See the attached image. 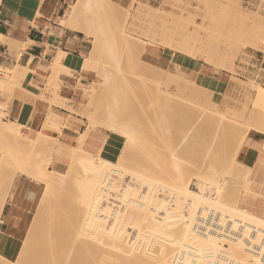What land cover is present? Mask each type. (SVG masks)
I'll list each match as a JSON object with an SVG mask.
<instances>
[{
    "label": "bare ground",
    "instance_id": "obj_1",
    "mask_svg": "<svg viewBox=\"0 0 264 264\" xmlns=\"http://www.w3.org/2000/svg\"><path fill=\"white\" fill-rule=\"evenodd\" d=\"M103 1L107 2L108 4L110 3L109 4L110 7L113 8V6H111L112 5L111 1L109 2L108 0H103ZM89 4H90V9L92 7L91 5H93V7L96 8L93 2L92 3L85 2L84 0L81 1L77 0L76 2L74 1V3H71L69 8L66 10L65 17L62 18L61 22L66 26L71 27V25L77 20V18H79V16L85 9L90 10ZM115 16L118 15H116L115 13L114 18L116 19L117 17ZM123 36H124L123 41L125 48L128 49L129 51H133V53L137 52L141 57L144 50H142L136 42L135 43L132 42L131 40L132 36L128 33H124ZM183 39L185 41L189 40L190 43L199 44L198 42L200 38L197 37L196 39L189 36ZM180 46L181 47H178L179 51H182L192 57L195 56L201 57L195 50H191L187 47L186 49H184L183 45ZM202 60L206 62L205 59ZM57 61L58 62L56 66L58 68H62L63 66H61L59 60ZM96 68H97V62L93 58V55L90 54V56H87L85 58L84 69L95 70ZM28 69H29L28 65L27 67H24L23 65H17V66L15 65L14 68H6V67L2 68L0 70V89L6 88L7 85H9L10 83L11 85H15V84L20 85L24 80V77L26 76L27 72L29 71ZM163 71H165V69ZM217 73L218 75L215 78L204 75L200 77V81H195L194 79H190L186 77L187 74L186 70L183 69L182 67H179L178 65L176 66L175 70L169 71L166 74V77L168 81L177 83L176 84L178 90L177 92L184 95V97L185 95H191L193 96V98L196 97L199 100H208V101L213 100V102H216L218 101V96H217L218 93L224 91V87L226 86L224 82L225 80L223 81L224 78L222 79V75H221L222 73L221 72H217ZM178 74H181L182 77H180ZM223 75L225 74L223 73ZM189 77L193 78V75ZM242 84L243 83L241 84L236 83L235 88H244V87L246 88V86H243ZM99 85H100L99 82H92L91 84H89L90 86L89 91L92 95L98 93L99 89L100 91H102L101 89H103L102 87H104V85H101V87H99ZM247 92L249 93L250 96H253L256 99V101L262 103V106L264 105V88L255 85L252 86L250 90H248ZM180 94H178L179 97L182 96ZM191 96L189 98H191ZM171 97L173 98V96H171L170 93H167L165 100L167 99L169 100L171 99ZM184 97L182 96L181 98L183 99ZM190 104L191 103H189V105ZM209 106L204 103L193 102L192 106L190 105L189 108L191 110V113L193 115L195 114V117L197 119L199 118L196 115V113L199 115V117L204 116L205 119L210 117L209 118L210 120L212 117V115L210 114L212 113H219L220 111H223L225 113H232V111H234L233 109L230 108H228L227 111L222 110L219 107V105H214V107L212 108H210ZM1 108H3V105H0V110ZM229 109L232 111H228ZM185 111L187 112V110ZM189 112L190 111H188L186 115H191ZM223 112L221 113L223 114ZM86 115H87L86 117H88L89 120H92L93 123L95 122L97 123L98 121L97 118L96 120L95 118L93 119L91 118L92 114L91 116L90 113H87ZM253 115L255 116V114ZM109 116L106 119L108 123H106L107 121L105 119L99 117L98 119H100V121H98V123L101 122L102 120H105L102 121V124L105 127L107 126L109 130L121 134V136H123L127 142L133 143L136 141L137 137L139 136H137L132 132L127 131V129L121 130L119 128L118 126L119 119L117 115L111 113ZM223 116H224L223 118L219 119V121L216 122L218 124L213 123L215 125L213 126L217 128L219 126L218 128L219 130L218 133H220L219 135L221 136L223 135L222 137L225 136L226 138H228L231 134L230 130L235 128L236 124H234L231 121V119L225 117L226 116L225 114H223ZM1 118L2 117H0V135H1L0 138L5 137V140L8 139L9 142L12 143L9 144L11 146L13 145L12 148L14 147L15 151H17L16 153H18L19 151L20 155L21 154L24 155V153L25 155H28L30 151H32L31 149H33L35 151L32 152L35 153L37 150V154H39L40 156L44 153L43 151L48 150L51 154L50 155L51 157H48L47 155L45 156V158H50L49 161L51 162L52 156L54 154L55 146L58 142L57 138H52L46 134L40 133L37 138L30 139L28 137L23 136L20 133V126L15 120L8 122L7 124L3 120H1ZM108 118H110V120H108ZM200 118L202 119L203 117ZM254 118L257 120L258 117L255 116ZM209 119L208 121H210ZM92 121H90V123ZM260 121L264 123L263 119L262 120L260 119ZM203 123H206V120H204L202 124ZM207 126L211 128L213 127L212 125L209 126V124L206 123L205 128ZM257 126H255V128ZM46 127L51 129L55 128L58 130L61 127V125H59V122L57 121H48ZM217 128H215V130H217ZM85 136H86V132H85ZM82 137H84V135ZM219 137H216L214 141L215 145L217 146H220L218 145V143H220L219 139H221ZM233 137H235V135ZM226 138L221 139L223 145L229 142L228 141L229 138L228 139ZM236 139L237 138L235 137L234 140L235 142L238 141ZM240 139L241 138H239V140ZM234 141L231 144L232 146L229 143V145L232 147L233 150H234L233 148ZM241 141H243V139ZM241 141L238 143V146L240 143H243ZM5 142L7 144V141ZM195 142L198 141L196 140ZM81 143H83V141L79 143L80 146L73 147V151L71 153V159L73 164H75L76 162H80L83 165L82 167H84L86 170V173L84 172L85 175L83 174L84 175L83 177L77 175V173L73 170V168L71 169L69 168L68 172L66 173L45 170L44 168L46 167V169H48V167L45 165L46 160H43L45 161L42 165L44 167L40 169H42L41 172H43L44 175H46V178L43 180L40 178L41 181L45 183L44 196L42 195L44 198H42L41 200V206L39 203L40 208H38L39 210L37 209L38 212L35 214V217H33L31 224L29 225L28 229L25 232L16 259L11 260L5 254H3L4 255L3 256L1 250L2 247H0V264H264V215L254 211L253 208H252L253 210L251 209L248 210L247 208H243V209L238 208L237 205L233 203L235 197L232 198L226 195L227 194L226 192L229 189L228 188L224 189L223 186H225V182L227 180H225L223 186L219 185L218 187H216L217 186L216 183L218 179L217 181L215 180L214 183L212 178H210V176L205 180V178L199 174L198 171L200 169L202 171V165H201L200 167L198 166L199 168L196 172L193 171L194 174L192 175V182L190 181L191 183H189L185 172V165H187V162L183 159L184 156H182V158H172L170 160L172 166H174V173L176 171L178 177L175 179L176 182L173 185L172 184L165 185L163 180L172 176L173 171L171 168L160 167L161 159H159L157 154L153 152L149 153V156L152 157L151 163H153L152 165L154 167L151 165V163L150 166H152L153 168L148 167L150 169L147 168L146 171L143 170L142 172H136V171H130L123 166L124 162L121 156H119L116 161H111L102 157L100 154L96 156L90 155L88 152H86L83 149ZM204 144L206 145L205 141ZM209 144L203 147L209 150L210 148H207ZM8 145L6 146V148L7 147L11 148V146ZM204 148L203 150H205ZM226 148H228L227 145ZM14 149L12 150L14 151ZM233 150H232V154H234ZM27 151H29V153H26ZM215 151L217 152V149ZM234 151L236 152V150ZM9 152L11 153V151ZM49 152H47L46 154H49ZM10 153L7 152V154H9V157H11ZM33 153H30L29 155ZM202 153L204 152L198 154L201 155L205 154ZM209 153L208 155L205 154L206 156H209V158L207 157V159L210 160L209 163L208 160L206 162L208 163L207 164V171L209 170L208 172L214 175H218L223 179L232 178L233 176H235V173L233 174L232 171H230L233 169H231L230 167H229L230 170L227 169L229 164L227 166L226 162L224 161L227 159H224L222 156L221 157L224 160L222 158H218L219 155L218 152H217L218 154L214 153V151H213L214 154H209ZM7 154L4 153V155ZM183 154L186 157L187 153L186 154L183 153ZM215 154H217V156ZM228 155L227 157L230 158L229 156L231 155L229 156ZM235 155H237V153H235ZM203 157H201L200 159H204ZM9 159L8 158L6 159L5 156H0V216L6 204L7 198L9 196L10 188L17 177V173H13L9 171L8 168ZM40 161L43 162L41 160V157H40ZM227 161L230 163L231 159L230 161L229 160ZM203 162L204 160L202 161V163ZM235 163L237 165L239 164L240 166L239 165L238 166L240 168L241 166L245 167L243 163L238 162L237 160ZM11 164L13 163L12 162L9 163L10 170L12 166L13 167L16 166ZM194 165L196 166V163ZM15 168H13V170ZM20 169L22 172L27 174V171L25 172V170L22 169L21 167ZM18 170L16 169V172ZM76 170H78V168ZM239 170L241 171L242 169ZM247 172L249 171L247 170ZM244 175L246 180L248 181L249 178L246 176V174ZM218 176H216V178ZM237 176L240 177L239 175ZM129 177H131L130 178L131 180L127 179ZM209 179L212 180V182L211 181L209 183L207 182L208 184L204 182V181H208ZM234 179L238 180L236 176ZM227 182L230 183L229 179ZM213 183L216 185L213 186L214 185ZM219 188L221 189L223 188L225 191L220 192L221 189L219 190ZM71 189H77V191H79L81 194L80 196L81 200L79 202L77 201L76 202L77 204L75 203L76 207H74L75 208L74 210H70L71 207L74 206L73 205L74 199H72V193H70ZM52 195L54 196L53 200L55 201L56 205L58 201L60 203L63 201L65 203V206H67V204L70 206V207L67 206V208L70 209H66L63 212L60 209L55 214L52 208L51 214L53 212L55 216L51 215V219L49 218L50 220L47 221L45 225V221L48 219V217L47 219L45 218L46 220H43V215L45 213L43 214L42 212H45V210H42V205H44L45 207L46 204L49 202L50 197H53ZM239 196L240 195L236 197L240 199L242 195L240 197ZM239 202L236 200V203L239 204ZM233 204L236 206H234ZM129 205H132V207L131 206L130 207L133 208V210L135 207H137V209L135 208L136 209L135 211L137 212L138 217L140 216L142 218L143 223L144 224L146 223L149 226V227L147 226L148 228L147 227L140 228V223H138L137 220L138 217L136 215L135 217L137 218L134 217L135 213L126 212V210H129L128 208H130ZM195 208L197 210L193 211ZM44 209H46V207ZM209 209H213L229 215L233 219L234 223L241 225V229L244 231H246L247 228L252 229L250 237L253 238L255 241L251 242L248 238H244V236L241 233H238V234H234L235 235V237H233L234 242L229 243L230 245H227V244H222L219 241V238L222 235L217 232H211L210 235L208 233L196 231L195 223H194L196 212L209 210ZM64 219L67 220L65 221ZM62 220L67 223H70L71 226L66 223L67 225L66 227L69 228L65 229V227H63L65 225L61 223ZM61 227L65 229L63 233L64 234L66 233L68 237H70L71 235V238L68 239V237L65 236L67 237L66 241L64 239H61V241L63 240L64 242L58 241L59 243H56L55 242L57 241L56 237L58 236L57 235L58 232L61 233L60 231ZM70 227L72 229L71 232L69 233ZM63 228L62 230H64ZM42 230H44V232ZM131 230H133L134 232L135 230H139L144 234L146 233V235L155 234L153 236L157 237L158 240H161L160 243L162 242L160 244L161 245L160 252L154 253L152 252L151 248L149 249L147 248V246L146 248L143 247L142 244L143 243L145 244V242H143L142 244L139 243L137 244L136 242L137 236L134 237L133 235L132 237H129V233ZM152 230H155V233ZM40 232L43 233L40 234ZM63 233L61 234L63 235ZM38 239L40 240L39 243H38ZM70 252H72V254ZM70 254L72 256H70Z\"/></svg>",
    "mask_w": 264,
    "mask_h": 264
},
{
    "label": "rangeland",
    "instance_id": "obj_2",
    "mask_svg": "<svg viewBox=\"0 0 264 264\" xmlns=\"http://www.w3.org/2000/svg\"><path fill=\"white\" fill-rule=\"evenodd\" d=\"M74 1L76 2L77 0H71L69 6L71 5V3H74ZM84 1L91 3L93 2V4H95L94 6L98 8L96 9L93 7V5H91L92 7L90 9L89 4L90 10L85 9L75 22H84L97 33L94 41L93 51L91 54L97 62L96 69L99 71L96 82H99V87H101V85H104V87H102V91H100V89L98 88L99 92L97 91L98 93L92 95L89 91V84H80V90L83 94V101L79 104V108L77 110H74V112L79 115L82 114L81 116L83 117H86V114L90 113V116L92 114L91 118H95V120L97 118L98 121H100L98 117L106 120L107 117L112 113L118 116V126L121 130L127 129V131L139 136L133 143L127 142L126 139H124V143L122 146L123 150L121 149L119 151V154L114 161H116L118 157L121 156L124 162L123 166L125 168L130 171L142 172L143 170L146 171L148 167H154L152 165L153 163H151L152 157L149 156V153L153 152L158 155L159 159H161L160 167L172 169L173 175L164 179L163 182L165 183V185H173L176 182L175 179L178 176L176 171V174L174 173V166H172L170 160L172 158H182V156H184L183 159L187 162V165H185V172L189 183L192 182V175L194 174L193 171L196 172L202 165V171L200 169L198 171L199 174L203 176L205 180L210 176L214 183L215 180L217 181L218 179V181L220 182L217 181L216 187H218L219 185L223 186L225 180L228 181L229 179L230 183L226 181L225 186L223 187L224 189L228 188L230 190L229 192V190L227 191L226 189V195L232 198L235 197L233 203H235L238 208H247L248 210H252L253 203H264V183H259L256 181L254 172L251 168L249 169L245 165V167L241 166L240 168V165L238 164V166L235 163L239 150L243 146L248 133L252 130L264 133V123L260 121V119L264 120V105L262 106V103L256 101V99L253 96H250L247 92L252 86L255 85L264 88V80L259 74L257 61L255 59L257 56V52H264V0H162L158 8H153L149 6L148 2L144 3L141 0H133V3L127 7L120 4H115L112 2V0H108V2L111 1V6H113V8L110 7V3L108 4L103 0ZM96 1L98 6L96 4ZM66 10L61 14V18L64 16V14H66ZM143 12L145 13L144 16H142ZM115 13L116 15H118L115 16L118 19L114 18ZM61 18L59 19V21L61 20ZM74 23L71 26H73ZM124 33L130 34L132 36V42H136L142 50L145 49L147 42L162 43L168 46L169 44L164 43L163 41L165 40V38H167L168 40L172 39L173 41L171 43L173 45L177 44L176 49H178V47H181L180 45H183L184 49H186L187 47L191 50H195L201 57H192L184 52L181 53L186 54L190 58L199 60L205 59V63L217 68V72L226 70V76L224 75V79L222 78L223 81L225 80L224 82L226 86L224 87V91L218 93V101H216L217 103L213 102V100H199L196 97L193 98V96L191 95H185L184 97V95L177 92V83L168 81L166 77V74L172 70L165 69V71L167 70L166 73L165 71H163V68L161 69L154 64L143 60L137 52L133 53V51H129L128 49H126L123 41ZM189 36L196 39L197 37H199V44L190 43L189 40H187V42L183 39ZM144 40H147V42H145ZM200 67L201 62L200 66L196 70H200ZM178 75L182 77L181 74ZM186 77L194 79L195 81H200V79L189 77V75L187 74ZM236 83H243L242 85L246 86V88H235ZM167 93H170L173 98L171 97V99L165 100ZM178 94L182 95L184 98L182 99V96L179 97ZM174 96H177L179 100H182L179 101L177 97ZM190 96L191 98H189ZM193 102L204 103L208 106L211 105L209 106L210 108L214 107V105H219L222 110L227 111V109L230 108L234 111L229 109L228 111H232V113H225L223 111H218L219 113H212L210 114L212 115L211 120L209 119L210 117L205 119L204 116H200L204 118H202V120L196 113L198 118L202 120L200 121L195 117V114L193 115L191 113V110L189 108L190 105L192 106ZM189 103L191 104L189 105ZM184 106L186 107V109ZM185 110H187V112L190 111L189 113L191 115H186L187 112ZM1 111L2 110H0V112ZM221 112L226 115L225 117L231 119V121L236 124L235 128H230L232 130H230V136L227 134L229 136H227L229 138V142H227L226 140L227 144L224 142V145L222 144L223 142L221 141V139L226 137H222L223 135H219V126L217 125V128L214 127L215 125L213 124L224 117ZM0 114L2 120L5 114L3 113V111ZM253 114L258 117L257 120L254 118L255 116ZM208 119L210 121H208ZM108 120H110V118H108ZM204 120H206V123H208L209 126H214L212 128L208 126L205 128L206 123L202 124ZM87 121L89 123V130L96 129L97 127L103 125L102 121L99 123L98 121L97 123L94 121L95 123H93V121L89 120V118L87 119ZM90 121L92 122L90 123ZM106 123H108V121ZM255 126L257 127L255 128ZM215 128H217V130H215ZM232 132L237 138V142L234 141L235 137H233L234 135ZM216 137L221 138L219 139L220 143H218V145L220 146L215 145L214 141ZM239 138L241 139L239 140ZM242 139L243 141H241ZM4 140L5 137L0 138V156H5L6 159L10 158L8 160V168L10 172L17 173V175L22 174L24 172L21 171V167L25 170V172L27 171L28 176L34 179L36 177L39 180H43L46 178V175L41 172L42 169L40 168L44 167L42 166L45 162L43 160H46L45 165L47 167L50 165L49 163H51L49 161L50 158H45V156L47 155L48 157H51V154L48 150H42L44 153L41 151L43 154L40 156L39 154H37V150L35 153H33L35 151L33 149H31L33 152L29 150L30 153H33L31 155H29V151L26 152L29 153L28 155H25V153L24 155H20V152L18 151V155L14 147L12 148L13 145H10L12 143L9 142L8 139H6V144ZM196 140L198 142H195ZM232 140L234 141L233 148L234 150H236V152L231 147V144L233 142ZM204 141L206 142V145L204 144ZM240 141L243 142L239 144V146L241 147L238 146V143ZM229 143L231 146L229 145ZM3 144L4 146L5 144L6 146L9 144L11 148L14 149V151L10 147L6 148L5 146L4 148ZM208 144L210 147L208 146L207 148H210V153L208 149H205L203 147L207 146ZM226 145L228 148H226ZM203 148L205 150H203ZM215 148L219 153L218 158L223 157L224 159H227L229 161L231 159L229 163L227 160H224L222 158L226 162L227 166L229 164L228 167L226 166L227 169H233L230 171H232L233 174L235 173V176L236 178H238V180L234 179L235 176H233L234 178L232 177L223 179L218 175H214L208 172L209 170L207 171V164L210 162V160L207 159V157L209 158V156H206L205 154L208 155V153H217L215 151ZM231 149L233 150L234 154H232ZM9 151H11V153ZM7 152L10 153L11 157H9V154H7ZM47 152H49V154H46ZM197 152H204L205 154L202 153L204 155H201ZM4 153L7 155H4ZM183 153H187L186 157ZM227 153L231 156H229ZM235 153H237V155H235ZM217 154L215 155L217 156ZM227 155L230 158H228ZM200 156L205 157H203L204 159H200ZM40 157L43 162L40 161ZM203 160L205 162V165L204 162L202 163ZM207 160L208 163H206ZM10 162L13 163L11 165H16V168L13 166L11 167L12 171L10 170ZM79 163L80 162H76V165L73 164L70 153L69 164L66 163L62 170L58 172L66 173L68 172L69 168H73L77 175L83 177L86 173V170L84 167H82L83 165ZM150 163L153 167L150 166ZM195 163L196 166L194 165ZM13 168L15 169L13 170ZM77 168L78 170H76ZM16 169L19 170L16 172ZM44 169L47 170L46 167ZM239 169L242 170L240 171ZM246 169L249 172H247ZM244 174H246V176L249 178L248 181L246 180ZM237 175H239L240 177H238ZM216 176L218 177L216 178ZM130 178L131 177L127 179L131 180ZM212 180L209 179L208 181L204 182L209 183L210 181L212 182ZM216 184H214L213 186H215ZM220 189L221 188H219V190ZM224 189L222 188L220 192L225 191ZM245 189L247 190V192ZM44 192L45 183L44 189L39 194V197L37 199L31 222L33 220V217H35V214L38 212V208H40L41 206V200L42 198H44ZM70 193H72V199H74V206H72L73 208L71 207V209L67 208V206L69 205L67 204V206H65V203L63 201L62 202L64 204L58 201L57 206L55 201L53 200V195V197H50L49 202L46 204V209H44L45 207L44 205H42V210H45V212L42 213L46 214L43 215V220H46L48 217V219L45 221V225L47 221L51 219V215H54L53 212L51 214L52 208L55 214L60 209L62 212L66 209H75V203L81 200V194L79 191H77V189H71ZM238 195H242V197L239 199L236 197ZM50 200L51 202H54H52V205ZM236 200L238 202L240 201L239 204L236 203ZM132 205H129V207H132ZM131 207L128 208L129 210H126V212L135 213L134 217L135 215L138 217L137 212L135 211L137 207L134 206L136 208H134V210ZM55 208H57L58 210ZM195 210L197 209L195 208L193 211ZM137 220L138 223H140V228H145L148 226L146 223H143V220L140 216ZM65 221L62 220L61 223L65 225L63 227H65L66 229L69 227H66L67 222ZM67 224L71 226L70 223ZM63 227H61V233L65 231ZM62 228L64 230H62ZM71 229L72 228L70 227L69 233L71 232ZM133 230L130 231L129 237H132L133 235L134 237L137 236V244H142L143 242H145V244H142L143 247L146 248L147 246V248H151L152 252L154 253L160 252V244L162 242L160 243L161 240H158L157 237L153 236L155 234L146 235V233L144 234L139 230H135V232ZM42 231L44 232V230ZM152 231H154L155 233V230ZM43 232H40V234ZM61 233L58 232V236L56 237L57 241H55L56 243L64 242L63 240L61 241V239H64L66 241L68 235H66V233H63L62 235ZM60 234L62 235V238ZM70 238L71 235L70 237H68V239ZM39 241L40 240L38 239V243ZM70 253L72 254V252ZM71 254L70 256H72ZM7 257L11 260H14L16 259L17 254Z\"/></svg>",
    "mask_w": 264,
    "mask_h": 264
},
{
    "label": "crops",
    "instance_id": "obj_3",
    "mask_svg": "<svg viewBox=\"0 0 264 264\" xmlns=\"http://www.w3.org/2000/svg\"><path fill=\"white\" fill-rule=\"evenodd\" d=\"M70 1L0 2V70L4 67L14 68L15 65H28L29 68L20 85L9 84L0 89V105H3L1 110L5 114L2 120L6 123L15 120L20 126V133L30 139L37 138L40 133L57 138L58 142L47 169L56 172L62 170L66 163L69 164L73 147L80 146L81 141V146L90 155L100 154L114 161L125 139L107 126L89 130L88 118L74 112L83 101L80 84L96 82L99 71L84 69L85 58L93 51L96 31L84 22H75L71 27L61 22L65 17L64 14L61 18V14L69 8ZM141 1L148 2L153 8H158L162 2ZM112 2L127 7L133 0ZM144 14L143 12L142 16ZM172 41L165 38L163 42L169 44L168 46L147 42L141 58L163 69L175 70L179 65L186 70L187 75H193L196 79L204 75L217 77V68L181 53L182 51L176 49L177 44L173 45ZM255 59L259 74L264 80V52H257ZM57 60L62 68L56 66ZM200 62L201 67L197 71ZM221 73L223 78V73L226 75L227 72L221 70ZM48 121H57L61 127L58 130L48 128ZM237 160L253 170L257 182L264 183L263 132L252 130L248 133ZM31 178L25 173L17 175L1 213L3 217L0 216V247L2 254L7 256L17 254L31 222L39 194L44 189L41 180L37 177ZM252 208L264 215V203H253Z\"/></svg>",
    "mask_w": 264,
    "mask_h": 264
},
{
    "label": "built area",
    "instance_id": "obj_4",
    "mask_svg": "<svg viewBox=\"0 0 264 264\" xmlns=\"http://www.w3.org/2000/svg\"><path fill=\"white\" fill-rule=\"evenodd\" d=\"M5 23L7 24L8 21L6 20ZM194 223L195 229L198 232L200 231L208 234L217 232L221 234L222 236L219 238V241L222 244L229 245L230 242H234V234L238 233H241L244 238H248L251 242L255 241L250 237L252 229L247 228L246 231L242 230L241 225L234 223L229 215L213 209L197 211Z\"/></svg>",
    "mask_w": 264,
    "mask_h": 264
}]
</instances>
